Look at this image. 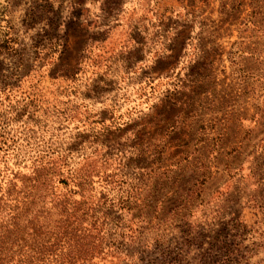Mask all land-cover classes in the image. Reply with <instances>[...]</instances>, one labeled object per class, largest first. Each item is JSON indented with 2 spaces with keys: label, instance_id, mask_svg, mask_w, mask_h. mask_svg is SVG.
I'll return each instance as SVG.
<instances>
[{
  "label": "rangeland",
  "instance_id": "rangeland-1",
  "mask_svg": "<svg viewBox=\"0 0 264 264\" xmlns=\"http://www.w3.org/2000/svg\"><path fill=\"white\" fill-rule=\"evenodd\" d=\"M85 250L264 264V0H0V264Z\"/></svg>",
  "mask_w": 264,
  "mask_h": 264
},
{
  "label": "trees",
  "instance_id": "trees-1",
  "mask_svg": "<svg viewBox=\"0 0 264 264\" xmlns=\"http://www.w3.org/2000/svg\"><path fill=\"white\" fill-rule=\"evenodd\" d=\"M82 254H83V258L78 259L81 261L80 264L88 263L89 261H91L90 260L91 258L88 257L91 254V252L89 250H85ZM78 260L72 261L69 264H75Z\"/></svg>",
  "mask_w": 264,
  "mask_h": 264
}]
</instances>
